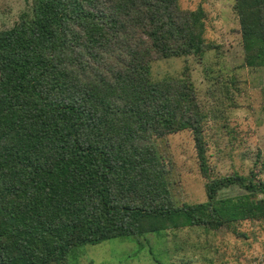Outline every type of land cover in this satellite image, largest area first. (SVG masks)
Listing matches in <instances>:
<instances>
[{"label": "trees", "instance_id": "16d2710c", "mask_svg": "<svg viewBox=\"0 0 264 264\" xmlns=\"http://www.w3.org/2000/svg\"><path fill=\"white\" fill-rule=\"evenodd\" d=\"M31 2V14L0 29V264H69L83 244L264 220V157L248 174L213 176L190 72L152 76L155 60L215 47L202 6ZM234 9L245 64L264 67V0ZM182 130L206 178L203 202L175 199L157 145ZM234 185L244 192L220 196Z\"/></svg>", "mask_w": 264, "mask_h": 264}, {"label": "rangeland", "instance_id": "374dc122", "mask_svg": "<svg viewBox=\"0 0 264 264\" xmlns=\"http://www.w3.org/2000/svg\"><path fill=\"white\" fill-rule=\"evenodd\" d=\"M32 0H0V29L12 27ZM235 0H180L185 9L206 10V39L215 45L204 55L172 56L152 62V76H183L195 83L206 114L207 154L213 176L248 174L264 157V67L245 64ZM171 168V190L178 202L207 200L195 141L190 130L157 139ZM244 192L234 185L220 196ZM264 264V220H247L233 229L194 226L145 236H120L71 249L69 264Z\"/></svg>", "mask_w": 264, "mask_h": 264}]
</instances>
